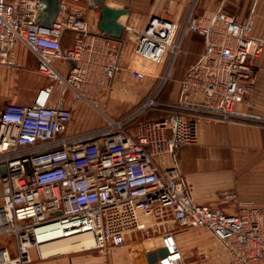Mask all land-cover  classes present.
Segmentation results:
<instances>
[{
	"label": "built area",
	"instance_id": "obj_1",
	"mask_svg": "<svg viewBox=\"0 0 264 264\" xmlns=\"http://www.w3.org/2000/svg\"><path fill=\"white\" fill-rule=\"evenodd\" d=\"M193 10L181 25L152 14L135 31L128 70L138 80L156 78L168 57L170 75L187 31L205 38L200 60L181 82L180 102L162 105L156 94L141 109L163 107L169 116L142 124L134 135L126 130L127 119L108 117L96 129L68 134L74 104L94 106L101 87L115 78L118 51L101 37L100 43L83 14L64 3L47 28L38 22L33 0H0V65H17V46L23 45L37 58L38 72L56 82L62 95L50 106L49 87L34 104L10 103L0 114V236L12 235L17 245L15 258L6 251L13 260L6 264H31L34 238L54 228L87 236L93 249L121 247L129 234L146 228L144 218L167 211L181 228L210 233L228 251L227 264H264V208L242 206L235 193L224 194L222 202L239 208L237 213L198 204L176 156L181 148L199 144L198 118L245 121L235 106L252 93L258 72L252 58L264 44L253 38L252 20L239 23L220 11L205 25L193 18ZM66 31L74 33L73 48L63 46ZM57 61L69 65L66 73L57 69ZM68 92L75 97L70 108L64 100ZM163 245L168 254L158 264H191L173 233L163 237Z\"/></svg>",
	"mask_w": 264,
	"mask_h": 264
},
{
	"label": "crops",
	"instance_id": "obj_2",
	"mask_svg": "<svg viewBox=\"0 0 264 264\" xmlns=\"http://www.w3.org/2000/svg\"><path fill=\"white\" fill-rule=\"evenodd\" d=\"M33 1L37 4L39 15L43 18L41 5L37 0ZM157 1L159 7L160 5L165 7L160 10L157 5L151 9L150 6L142 7L137 3L131 6L122 2L118 3V1L108 3L115 17L126 27L123 40L119 41L105 37L99 30L101 7L91 6L89 0H62L69 11H79L83 14L91 35L96 36L100 43L105 41L110 48L116 49L119 59V71L115 78L111 79L106 86L101 87L99 94L93 99V105H95L102 101L101 97L107 96L106 93L109 90L112 91V97L110 96L111 98L106 102V109H104L108 116L99 111L104 119L102 124L98 117L87 121L82 115L83 112L79 111L85 105L82 104L84 102L78 101L74 104L73 99L70 98L71 96L75 98L72 93L68 92L64 96L66 107L76 105L73 120L67 128L68 134L96 129L105 125L106 117H108L115 121L127 119L129 122H127L126 130L134 135L136 129L142 124L169 116L170 111L164 109L152 108L141 111L144 103L156 89V86L152 88L154 78L138 80L128 70L138 39L135 31L141 30L152 14L181 25L191 7L194 6L193 18L207 25L216 13L223 11L233 15L239 23H248L252 20V36L264 44V0ZM63 46L73 48V32H65ZM204 50L205 38L202 35L191 31L184 34L181 55H179L176 68L177 76L183 75L180 87L177 89V87L169 86L162 91L161 96L157 97L159 100L156 98L158 102L160 99L168 105L180 102L181 82L189 68L200 60ZM252 61L258 71L256 83L247 102L235 106V113L245 121L213 122L206 118H198L200 143L183 147L176 155L181 167L183 182L191 198L198 204L226 210L230 213L237 212L239 208L222 202V196L226 193H235L242 206L253 205L264 208V49L260 55L253 57ZM59 63H61L60 67ZM55 66L63 74L69 67L59 61L55 62ZM31 74L39 80L33 81ZM48 79L47 76L38 72L37 58L23 45H18L17 65H0V93L9 92V102L0 105V114L10 103L34 104L40 91L49 87H53L49 105L56 106L62 98L61 91L56 82L49 83ZM117 92L123 94L117 95ZM124 92L126 96L119 97L125 95ZM148 93L151 94L149 97ZM143 221L146 224V230L165 232L163 237L167 233H173L174 240L188 263L227 264L229 261L228 251L210 233L201 229L181 228L169 211L163 217L144 218ZM162 247H164L163 239L159 248ZM188 252L191 254L187 255Z\"/></svg>",
	"mask_w": 264,
	"mask_h": 264
},
{
	"label": "rangeland",
	"instance_id": "obj_3",
	"mask_svg": "<svg viewBox=\"0 0 264 264\" xmlns=\"http://www.w3.org/2000/svg\"><path fill=\"white\" fill-rule=\"evenodd\" d=\"M116 1H118V3L122 2L123 4H128V6L135 5L137 3V4H141L142 7L150 6L151 9H154L156 5L158 6L160 10L165 7L163 5H160L159 7V3L157 0H105L107 4L110 2H116ZM154 13H157V12L154 11ZM181 49H182V44H181L179 53L177 55L176 61L174 63V66L172 67V71L170 75H168V72H167L169 57L166 59L165 63L160 67L159 71L157 72V77L154 78V80H152L153 81L152 88L154 89V87L156 86V89L152 93L149 92L152 95L148 93L147 95L148 97L151 95L148 98V100H150L153 96H156V94H157L156 96L157 98L159 94L162 93V91L167 89L169 86H173V88L177 87V89H179L180 80L182 79L183 75L181 77L177 76L176 68L178 65V60L180 58L179 55H181L180 54ZM58 66L60 67L61 63H59ZM30 77L33 81L39 80L35 75L31 74ZM147 79H152V78H147ZM48 82L51 83L52 81L48 79ZM135 83L137 82L135 81ZM117 93H118L117 95L123 94L119 92ZM106 94L107 96L101 97L100 99L102 101L99 103L97 102L94 106H91V105L87 106L89 104L82 103L85 105H83L79 111H81V113L83 112L82 115L85 116L87 121H90L94 117L96 118L98 117L99 121L102 124L104 119H103V116L99 113V111L107 115L104 109H106V102H108L109 98L112 97L111 95L112 91L109 90ZM124 94L125 95L123 96L120 95L119 97L126 96L125 92ZM8 95H9V92L0 93V105L6 104L9 102ZM113 95H116V94H113ZM248 97H247V100H248ZM70 98H72L73 103H75V98H73L72 96ZM159 102L162 105H168L164 103V101L161 99ZM174 104H177V103H174ZM159 109L165 110V108L163 107L162 109L161 108ZM211 121L213 122H238V121H221V120H211ZM199 143H200V140H199ZM237 212H234V213H237ZM164 224L166 225V223H163V225ZM164 233L165 232H162V231L160 232L154 231L153 229L137 230L128 235L126 243L123 246L112 247L110 249H105V250L93 249L91 247L93 243L85 235L74 236L71 238L70 237L61 238V239L59 238V239H55L52 241L43 242L41 244H38L39 248L37 247L32 248L31 249L32 251L31 252L32 253V263L31 264H149L146 255L147 253L151 251H157L159 249ZM16 247L17 245H16L15 237L9 234H2L0 236V250L8 248L12 258L13 257L15 258ZM189 254L191 253L188 252L187 255Z\"/></svg>",
	"mask_w": 264,
	"mask_h": 264
},
{
	"label": "water",
	"instance_id": "obj_4",
	"mask_svg": "<svg viewBox=\"0 0 264 264\" xmlns=\"http://www.w3.org/2000/svg\"><path fill=\"white\" fill-rule=\"evenodd\" d=\"M43 9V18L39 16L38 22L44 27H52L56 22L62 0H37ZM91 6L97 5L101 7V19L98 25L99 30L105 37H109L114 40H123L126 32V27L120 23L113 13V9L108 5L105 0H89ZM71 66H75V62H70ZM4 173V170H2ZM168 254V249L165 247L159 248L157 251H151L147 253L146 257L149 264H156L160 258L165 257Z\"/></svg>",
	"mask_w": 264,
	"mask_h": 264
},
{
	"label": "bare ground",
	"instance_id": "obj_5",
	"mask_svg": "<svg viewBox=\"0 0 264 264\" xmlns=\"http://www.w3.org/2000/svg\"><path fill=\"white\" fill-rule=\"evenodd\" d=\"M6 228V227H4ZM66 237H74L73 236V233H64V232H61L60 229H51L49 231H45V232H42V233H39L35 238H34V243L32 242V246L33 247H37L39 248V245L38 244H41L43 242H48V241H52V240H55V239H61V238H66ZM31 244L29 243L28 245L31 246ZM87 249V248H86ZM6 251L9 253V250L8 249H2L0 250V264H6L8 262H12V258L9 257L8 255L9 254H6Z\"/></svg>",
	"mask_w": 264,
	"mask_h": 264
},
{
	"label": "trees",
	"instance_id": "obj_6",
	"mask_svg": "<svg viewBox=\"0 0 264 264\" xmlns=\"http://www.w3.org/2000/svg\"><path fill=\"white\" fill-rule=\"evenodd\" d=\"M160 94H161V93H160ZM160 94H159V96H160ZM159 96H158V97H159ZM157 99L159 100V98H157ZM157 99H156V102L159 103V102L157 101Z\"/></svg>",
	"mask_w": 264,
	"mask_h": 264
}]
</instances>
